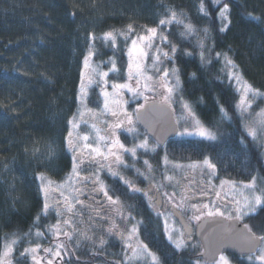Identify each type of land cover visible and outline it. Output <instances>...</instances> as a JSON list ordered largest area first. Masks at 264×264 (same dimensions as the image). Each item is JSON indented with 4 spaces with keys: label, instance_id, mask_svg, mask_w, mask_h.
Returning a JSON list of instances; mask_svg holds the SVG:
<instances>
[{
    "label": "snow or ice",
    "instance_id": "1",
    "mask_svg": "<svg viewBox=\"0 0 264 264\" xmlns=\"http://www.w3.org/2000/svg\"><path fill=\"white\" fill-rule=\"evenodd\" d=\"M214 5H219L221 0H212ZM199 11L205 16L208 11L202 0ZM229 5L223 3L219 9V18L222 21L228 20ZM182 13H177L174 9L168 8L164 18L159 20L157 27H146L141 32H136L133 25L129 24L125 30H108L101 36L88 33V49L83 56V67L80 72V83L76 95L78 112L68 120V131L65 137L67 152L72 153L71 172L67 177L57 184L44 174H37L36 179L40 181L39 191L43 195V206L41 213L37 216V221L41 216L46 217L51 211L56 212V222L47 225L46 231H41L37 224L35 236L43 238L51 235L54 240L52 246L43 247L40 243L26 247L20 253V258L31 257L32 264H42L45 257L40 256L42 250L44 254L50 256L47 264H53L57 257L70 255L67 251L68 242L74 235H79L84 239H91L85 231L77 228V205L80 209L85 207L93 208L92 203L85 204L81 199L87 193L89 200L94 201L95 215L101 220H107L110 226L106 231L116 235L124 241V260L116 261V264H166L171 259V252L167 246L160 247L154 240L149 239L151 233L146 231L145 239H141L142 227L146 226L147 218L137 219L133 214L134 206L126 205L116 195L118 189L105 183L102 176L107 173L127 186L128 193L134 194L143 192L149 199V207L155 212L157 220L163 219V235L168 244L176 252H182L189 248L195 250L199 246L202 251L194 261L189 264H231V260L226 255V247L231 246L239 249L241 256L247 258L248 264H264V222L257 225L261 231L254 230L249 223L244 222L245 218L256 213L258 207L264 205V176L255 172H250L251 179L240 185L234 180H221L219 190L212 183L217 175L218 162L222 154L217 153L216 161L209 156H204L202 161H192L186 166L175 164V169L187 167L195 172L200 170L202 176H207V185L201 187L202 196H208L209 192H215L216 199L204 203L191 202L188 191L184 189L178 194L174 191L171 194L164 193L165 201L159 196H152V191L159 192L163 184L156 183L154 169L149 160H144L147 172L140 168H135V161L138 157V150H143L145 154L155 152L159 146L162 136L156 134L154 125L148 119L150 114H158L166 117L169 127L177 136H195L202 140L215 142L220 139L221 134L206 125L199 117L193 102L180 96L177 101V93L182 91L181 70L177 67L176 61L181 49L177 44L169 40L168 35L162 29L166 25L175 23L182 26L184 31L180 33L182 39L195 36L193 49H199L201 64L211 62V54L214 49L207 46L209 29H203L200 35L192 23H185ZM254 19H258L255 18ZM226 27V26H225ZM225 28L221 27L220 31ZM123 38L121 41L120 38ZM99 40L106 48H110L113 56L107 61L95 63L93 57L99 53L96 41ZM123 43L124 48L119 47ZM188 42L191 43L189 40ZM167 49V50H166ZM123 52L127 57V66L123 69L125 76L121 80H111V76L120 77L121 67H118L116 54ZM193 53L188 50L183 51V55L191 56ZM221 53H216V58L220 59ZM150 61V63H148ZM110 64L107 71L102 70V65ZM171 64V67L167 65ZM223 64L225 65L227 78L235 82L239 100L235 104V112H231L224 105L219 106L220 122L233 123L238 116L239 125L236 131L240 132L238 146L241 154L247 156V151L251 144L259 149H264V107L255 110L254 105L258 99H264V91L255 88L245 81L236 70L237 66L227 54H223ZM193 77L195 74L193 73ZM95 89L98 92V107H89L91 103L90 93ZM128 96L131 99H126ZM143 101L142 103L140 101ZM180 104V115L176 116L174 105ZM132 103L135 108L128 110ZM258 107V105H257ZM85 117L89 119L86 120ZM142 122L149 131H153L156 136L155 143H150L147 134L139 140L140 133L137 124ZM88 124L91 132L80 134L78 131L81 124ZM183 124L182 131L179 130ZM125 129L133 136L135 142L131 147H127L117 134L118 129ZM94 133V136L92 135ZM264 155V152L261 153ZM130 155L133 164L129 165L125 156ZM55 157L52 149L48 151L49 160ZM164 165L172 162L167 153L163 158ZM250 166V165H249ZM135 168L139 176L152 182L147 190L137 187L136 183L127 178L120 169ZM90 169V171H89ZM175 177L167 174L163 175V180L173 182ZM178 183V182H177ZM232 192L230 199L224 193L225 186ZM102 194L103 199H96ZM53 197H56L53 199ZM107 208L109 214L102 215ZM191 212L188 220L185 214ZM116 218L121 220L125 227L121 228L117 224ZM91 219V217H90ZM195 223L200 236L199 245L192 243L193 230L192 223ZM241 224V227H238ZM159 229V224L155 225ZM31 237V230L26 234ZM65 239L61 241L59 238ZM19 237L7 239L0 249V264H13L14 247L19 242ZM148 240V242H145ZM100 245L105 241L101 238ZM152 245V246H150ZM155 248V250H154ZM20 264V260H16ZM172 264H184L183 261H173Z\"/></svg>",
    "mask_w": 264,
    "mask_h": 264
},
{
    "label": "trees",
    "instance_id": "2",
    "mask_svg": "<svg viewBox=\"0 0 264 264\" xmlns=\"http://www.w3.org/2000/svg\"><path fill=\"white\" fill-rule=\"evenodd\" d=\"M201 2L0 0V233L8 228L36 230L34 223L46 231L54 220L50 212L37 221L43 199L36 176L44 174L59 181L71 170L65 137L67 122L78 107L76 95L88 33L101 36L108 30H125L129 24L141 32L157 27L168 8L182 13L185 23H192L200 35L203 29H209L206 43L214 50L211 62L203 65L199 49H193L195 36L182 39L184 29L175 23L162 30L181 49L176 61L181 70L180 95L193 102L200 119L221 134L215 142L179 137L167 144L168 157L188 162L209 156L217 162V153H221L217 175L234 181L250 180V172L264 176V155L259 148L250 142L247 156L241 154L238 116L231 124L219 119V106L235 112L238 100L234 84L223 75V54L234 61L245 81L264 91V0H221L219 5L203 0L207 16L199 11ZM225 2L229 12L223 23L218 12ZM221 27L225 28L223 32ZM96 46L99 53L94 61L113 56L101 41L97 40ZM119 47L124 48L122 42ZM184 50L193 54L185 56ZM217 52L222 54L220 59ZM116 56L118 67L121 60L123 67L120 77H112L122 81L125 56L123 52ZM261 103L264 100L258 99L256 105ZM49 149L55 152L51 160ZM244 222L261 231L257 225L264 222V205ZM164 246L169 247L163 242L160 247ZM180 257L185 256L181 253Z\"/></svg>",
    "mask_w": 264,
    "mask_h": 264
},
{
    "label": "flooded vegetation",
    "instance_id": "3",
    "mask_svg": "<svg viewBox=\"0 0 264 264\" xmlns=\"http://www.w3.org/2000/svg\"><path fill=\"white\" fill-rule=\"evenodd\" d=\"M143 135L147 134L146 131L142 130ZM119 135L121 142H123L127 147H131L135 142L133 139V136L127 133L126 130L117 132ZM148 135V134H147ZM149 141L150 143H155V140L151 138L149 135ZM139 139V138H138ZM176 139H179L177 135L168 138L163 144H159V146L156 148L155 152H148L145 154L143 150H138V157L135 161V168H140L142 171L147 172L146 166L144 165V160L147 159L149 160V163L152 165L153 169L155 170L154 173V178L156 182L158 181L159 184L162 183L163 187H161L159 192L152 191L150 195L152 196H159L162 200L165 201L167 198L164 196V193L171 194L174 191L178 194L177 199L179 198V193L183 191L184 189H189L188 191V196L191 200V202L197 203L198 200H209L212 197V194L209 193L208 196H202L200 193L201 187L206 186L207 184L205 182H201L199 180L194 179L191 175H188L187 178L185 179V182L181 184L180 176L178 171H173L171 168L164 165L163 158L166 154L167 150V144L170 142L176 141ZM166 148V149H165ZM70 154V152H69ZM71 155V154H70ZM169 158V157H168ZM125 160L129 165L133 164V160L130 157V155L125 156ZM169 160L172 162L171 164H179L181 161L177 160H172L169 158ZM72 167V165H71ZM135 168L129 167L128 169H123L121 168L120 171L129 179H132L137 187L147 190L149 188L150 183L152 182L151 179H145L143 176H139L135 172ZM170 170H172L170 172ZM90 171V169H89ZM167 171V174L173 175L175 177L173 182H164L163 180V175ZM71 170L69 171V173ZM68 173V174H69ZM105 183L115 187L118 189L116 192V195H120L121 200L126 204V205H133L134 210L133 214L136 215L137 219H141L142 217L147 218L146 220V226L142 227L141 230V239H145V228L146 231L151 233V236L149 239L154 240L159 246H162L163 242L168 244V241L166 237L163 235V219L157 220V217L155 215V212L149 207V199L143 195V192H137L134 194H129L127 186L124 185L118 177L113 178L109 176L106 172L102 174ZM67 177V176H66ZM65 177V178H66ZM65 178L59 180L58 182L63 181ZM178 182V183H177ZM81 199L85 202V204L92 203L95 207L94 201H90L87 193L81 197ZM96 199L101 200L103 199L102 194L98 196ZM44 202V200H43ZM77 228L80 230L85 231L86 233H92L90 236L91 239H84L80 237L79 235H76V238L74 239L73 244L70 246V243H68V247L70 248V255L66 259H62V261H59V264H87V263H96V264H115V259H118L117 257H120L123 254L124 250V241L120 239L118 235H116L115 231L111 234H109L106 229L110 226L109 222L107 220H101L100 217H97L95 215L94 207L89 208L85 207L83 209H80V206L77 205ZM166 207H170L169 205L166 204ZM53 214L55 213L54 211H51ZM109 214L108 209L105 208L102 212V215L107 216ZM55 215V214H54ZM191 215V212H187L185 214V220H188V217ZM56 216V215H55ZM54 216V220L52 223L56 221V217ZM91 217V219H90ZM116 222L118 225H120L121 228H124L125 225L124 223L119 220V218H116ZM159 224V229L155 227L156 224ZM196 226V225H195ZM195 226L194 222L191 224L192 230H193V240L192 243H196L199 245V242L196 238L195 235ZM5 229L2 230L0 233V249H2L6 238L7 239H13L16 237H19V242L17 245L14 247L13 251V264H16V260H20V264H32L31 257H26V258H20V253L23 252V250L26 247L34 246L36 243H40L43 247H48L52 243V238L50 235H46L43 238H37L35 236L36 230L29 227L27 229H23V232L19 230L18 228H8L7 231H4ZM31 230V237H28L26 234L29 233ZM41 230V229H40ZM103 239L105 241L104 245H100L99 241L100 239ZM84 240L86 241L87 245L90 244V242H93V246L95 247L94 250L98 247V251H95L92 253V255L87 256L85 247L84 246ZM145 242H148V240H145ZM101 246V248L99 247ZM152 246V245H150ZM169 247L168 250L172 252V256H174L173 259L168 260V264H172L173 261H183L185 264H189L190 261H194L196 257L198 256L197 254V249L193 250L190 246L186 250L182 252H176L174 248L170 244H168ZM100 248V250H99ZM155 250V248H154ZM181 253L185 257H180ZM233 263H248L245 261L244 257L239 256L241 258L235 257L236 255L227 253ZM132 264H136V262H132ZM140 264H143V261L140 262ZM235 264V263H234Z\"/></svg>",
    "mask_w": 264,
    "mask_h": 264
},
{
    "label": "rangeland",
    "instance_id": "4",
    "mask_svg": "<svg viewBox=\"0 0 264 264\" xmlns=\"http://www.w3.org/2000/svg\"><path fill=\"white\" fill-rule=\"evenodd\" d=\"M218 16H219V12H218ZM221 20V19H220ZM222 21V20H221ZM223 23H225V21H222ZM167 50V49H166ZM109 59V58H108ZM107 58L106 59H103V60H101V61H107L108 60ZM94 60V59H93ZM101 61H94L95 63H100ZM148 63H150V61H148ZM126 66H127V57L125 56V68H126ZM168 67H171L172 65L171 64H168L167 65ZM82 67H83V59H82V61H81V67H80V72H81V69H82ZM102 67V70H104V71H107L108 70V68L109 67H111V65L110 64H107V65H102L101 66ZM123 73H124V76H125V72L124 71H122ZM223 75L227 78V74H226V70H223ZM123 76V77H124ZM112 80H116L114 77H112L111 76V80H110V83H111V81ZM227 80H228V78H227ZM122 82V81H121ZM79 83H80V81H79ZM233 84H234V86H235V89H236V84H235V82L233 81L232 82ZM79 87V86H78ZM98 92H99V89H95L93 92H91L90 93V97H89V99H90V101H91V103H89V107H92V108H97L98 107V103H97V101H98ZM237 92V91H236ZM238 94V93H237ZM180 92H178L177 93V97H176V99H177V101H179V98H180ZM126 99H131L130 97H128V96H126L125 97ZM238 100H239V94H238ZM237 100V101H238ZM264 100V99H263ZM141 103L143 102L142 100L140 101ZM256 102H258V100L256 101ZM261 107H264V103H261V104H259V106L257 107V105H256V103H255V105H254V108H255V110L256 111H258L259 110V108H261ZM135 108V104L134 103H132L130 106H128V110L129 111H132L133 109ZM174 108H175V111H176V116L177 117H179V115H180V104L177 102L175 105H174ZM77 112H78V107H77V109L75 110V112L73 113V115L74 114H77ZM72 115V116H73ZM85 119L86 120H88L89 118L88 117H85ZM137 129H138V131H139V133H140V136H139V140H142L143 138H144V135H143V132H142V128L140 127V125H139V123L137 124ZM182 129H183V124L181 125V128L179 129V130H181L182 131ZM123 130H125V129H123V128H121V129H118L117 130V132H120V131H123ZM67 131H68V128H67ZM78 131H80V134H83V133H85V132H91V129H90V127L88 126V124H81V128L78 130ZM93 136H94V133L92 134ZM118 135H121V134H118ZM66 136H67V133H66ZM178 137H192V138H198V137H195V136H178ZM261 150V152H264V149H260ZM71 154V158H72V153H70ZM203 160V159H202ZM202 160H199V161H202ZM263 161H264V158H263ZM192 161H188V162H179V164L180 165H183V166H186V165H188L189 163H191ZM168 167L169 168H171L173 171H178V173H179V176H180V180H181V184H183L184 182H185V179L187 178V176L188 175H191L194 179L196 178V180H199V181H201V182H205L206 184H207V176H202L201 175V173H200V170L199 169H197L195 172H193L191 169H188L187 167H184V168H181V169H175L174 167H173V164H169L168 165ZM172 170H170V172L172 171ZM172 171V172H173ZM155 174H153V176H154ZM231 180V179H229V178H225V177H222V176H219V175H216V177H214L213 178V180H212V183L217 187V190H219V186H220V181L221 180ZM51 180V179H50ZM52 181H54V180H52ZM57 184H59L60 182H58V181H55ZM155 182H156V180H155ZM164 182H166V181H164ZM237 182V184L238 185H240L241 184V182H244V183H246L247 181H236ZM156 183H158L159 184V182L157 181ZM167 183V182H166ZM39 185H40V181H39ZM182 192V191H181ZM209 193H211L212 194V197H211V199H209V200H198L197 201V203L199 204V203H204V202H209L210 200H213V199H216V197H215V192L213 191V192H209ZM42 194V193H41ZM223 195H225V197L227 198V199H230L231 198V196H232V192L229 190V188H228V186L226 185L225 186V189H224V193H223ZM56 197H53V199H55ZM42 199H43V195H42ZM44 200V199H43ZM261 207H263V205L262 206H260V207H258V209H260ZM257 209V210H258ZM54 212H55V210H53ZM55 215H56V212L54 213ZM53 214V215H54ZM54 215V216H55ZM56 217V216H55ZM56 222V221H55ZM54 222V223H55ZM54 223H52V224H54ZM194 226H195V223H194ZM89 237L92 235V233H86ZM50 237L52 238V243L49 245V246H52L53 248H54V240H53V237L50 235ZM76 238V235H74V237H73V239L71 240V241H69L68 243H70V246L73 244V242H74V239ZM61 241H63L65 238L63 237V236H61L60 238H59ZM86 245V247H85V251H86V254H87V256H88V258H89V256L90 255H92V253L93 252H95V251H98V247L94 250V246H93V242H90V244L89 245H87V243H86V241L84 240V246ZM48 246V247H49ZM69 246V245H68ZM100 248H101V246H99ZM100 248H99V250H100ZM67 251L70 253V248L68 247V249H67ZM202 251V249L200 248V247H198V249H197V254L199 255V253ZM39 255L40 256H44L45 257V259H44V261L42 262V264H47V260L48 259H51V257L50 256H47L46 254H44L43 253V251L41 250L40 252H39ZM62 259H66V258H68L69 257V255H64L63 254V252H62ZM118 259H115V264H116V261H121V262H123V260H124V250H123V254L120 256V257H117ZM230 258V257H229ZM62 259L60 258V257H57L55 260H53V264H59V261L61 260L62 261ZM244 259H245V261L247 262V258L246 257H244ZM230 260H231V264H234L233 263V261H232V259L230 258ZM132 262H134V261H132ZM83 264V263H82ZM87 264H92V263H87ZM93 264H96V263H93ZM109 264V263H108ZM202 264H203V261H202Z\"/></svg>",
    "mask_w": 264,
    "mask_h": 264
},
{
    "label": "water",
    "instance_id": "5",
    "mask_svg": "<svg viewBox=\"0 0 264 264\" xmlns=\"http://www.w3.org/2000/svg\"><path fill=\"white\" fill-rule=\"evenodd\" d=\"M148 119L154 125L155 133L162 136L160 145L163 144L168 138L176 135L169 127V121L166 117L153 113V114H150ZM139 125L144 131H146V133L151 138L156 140V136L153 134V131H149V129L146 127L144 123L139 122ZM241 226H242L241 224H238V227H241ZM195 235H196L197 240L200 241V236L198 234V229L196 228V226H195ZM226 252H232L236 255L241 256L239 249L231 247L230 245L226 247Z\"/></svg>",
    "mask_w": 264,
    "mask_h": 264
}]
</instances>
